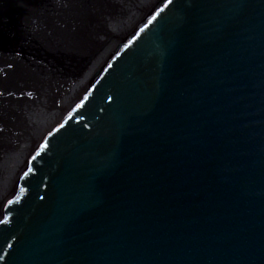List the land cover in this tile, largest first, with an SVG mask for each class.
I'll list each match as a JSON object with an SVG mask.
<instances>
[{
  "label": "water",
  "instance_id": "1",
  "mask_svg": "<svg viewBox=\"0 0 264 264\" xmlns=\"http://www.w3.org/2000/svg\"><path fill=\"white\" fill-rule=\"evenodd\" d=\"M0 264H264V0H0Z\"/></svg>",
  "mask_w": 264,
  "mask_h": 264
},
{
  "label": "bare ground",
  "instance_id": "2",
  "mask_svg": "<svg viewBox=\"0 0 264 264\" xmlns=\"http://www.w3.org/2000/svg\"><path fill=\"white\" fill-rule=\"evenodd\" d=\"M125 1H130V0H125ZM127 8V7H126ZM126 8H125V11H126ZM129 9V8H128ZM104 18L108 19L109 18V14L108 13H104ZM30 21H38L37 17H34L33 20H30ZM118 26V25H117Z\"/></svg>",
  "mask_w": 264,
  "mask_h": 264
}]
</instances>
